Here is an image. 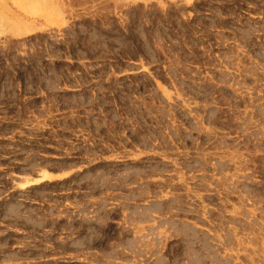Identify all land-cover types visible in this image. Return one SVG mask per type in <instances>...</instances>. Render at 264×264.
Here are the masks:
<instances>
[{
    "label": "rangeland",
    "instance_id": "1",
    "mask_svg": "<svg viewBox=\"0 0 264 264\" xmlns=\"http://www.w3.org/2000/svg\"><path fill=\"white\" fill-rule=\"evenodd\" d=\"M1 1L0 264H264V0Z\"/></svg>",
    "mask_w": 264,
    "mask_h": 264
},
{
    "label": "bare ground",
    "instance_id": "2",
    "mask_svg": "<svg viewBox=\"0 0 264 264\" xmlns=\"http://www.w3.org/2000/svg\"><path fill=\"white\" fill-rule=\"evenodd\" d=\"M64 175V174H63ZM62 176V175H61ZM53 177H55L54 174H50L49 172H43L42 175H40L37 179L33 180H26L24 183H22V187L29 186L30 184H36L39 182H43L45 180H51Z\"/></svg>",
    "mask_w": 264,
    "mask_h": 264
},
{
    "label": "crops",
    "instance_id": "3",
    "mask_svg": "<svg viewBox=\"0 0 264 264\" xmlns=\"http://www.w3.org/2000/svg\"><path fill=\"white\" fill-rule=\"evenodd\" d=\"M0 4L2 5V4H5L4 2H2L1 0H0ZM10 4V3H9ZM64 170L62 169V179L65 177L63 174H64ZM61 172H59V171H55V172H53V174L54 175H57V174H60Z\"/></svg>",
    "mask_w": 264,
    "mask_h": 264
}]
</instances>
